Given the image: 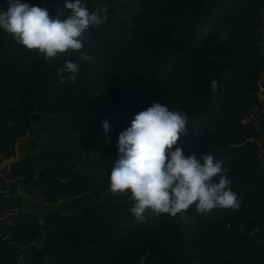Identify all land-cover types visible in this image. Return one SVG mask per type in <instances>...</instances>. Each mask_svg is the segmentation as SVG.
<instances>
[{
	"label": "trees",
	"instance_id": "trees-1",
	"mask_svg": "<svg viewBox=\"0 0 264 264\" xmlns=\"http://www.w3.org/2000/svg\"><path fill=\"white\" fill-rule=\"evenodd\" d=\"M20 2L54 15L65 0ZM82 2L108 5L109 18L82 37L92 60L75 82L57 73L78 53L45 61L0 29V163L21 155L7 180L52 207L29 208L17 184L0 201V214L22 211L0 226L28 247L21 264H264V136L251 122L264 110V0ZM157 101L189 117L173 150L195 147L230 169L239 209L138 221L130 193H111L119 134Z\"/></svg>",
	"mask_w": 264,
	"mask_h": 264
},
{
	"label": "clouds",
	"instance_id": "clouds-1",
	"mask_svg": "<svg viewBox=\"0 0 264 264\" xmlns=\"http://www.w3.org/2000/svg\"><path fill=\"white\" fill-rule=\"evenodd\" d=\"M7 10H0V29L30 53L50 61L64 53H78L76 60H66L58 69L61 83L75 82L80 62L92 57L81 51L82 37L90 26L99 29L109 18V6L97 5L89 11L82 0H65L63 8L50 15L46 8L6 0ZM65 10H70L65 15ZM223 39V35L220 37ZM212 91L219 88L211 81ZM99 94V93H98ZM103 134L110 124L102 121ZM189 117L182 110H170L159 101L135 115L130 127L118 136V159L109 175L110 191L130 193L134 202L130 211L138 221L151 210L156 215L180 216L189 221L188 210L194 206L197 215L213 209H239L240 200L231 188L230 169L211 153L189 155L175 147L181 135L187 134ZM110 142V140L108 141Z\"/></svg>",
	"mask_w": 264,
	"mask_h": 264
},
{
	"label": "water",
	"instance_id": "water-1",
	"mask_svg": "<svg viewBox=\"0 0 264 264\" xmlns=\"http://www.w3.org/2000/svg\"><path fill=\"white\" fill-rule=\"evenodd\" d=\"M251 122L257 123L260 132L264 136V110L257 111L255 116L251 119ZM264 147V143L262 144ZM19 160L21 155H19ZM19 160H8L0 163V201L3 198H8L11 196L14 186L17 184V193L20 198L31 199V194L27 193L25 190V185L21 179L7 180L11 165ZM4 183L8 186L7 189L4 188ZM15 216L11 213L5 217L0 218V226L8 224L11 219ZM28 250V247L22 245H17L11 242L8 237H4L0 232V264H21L24 254Z\"/></svg>",
	"mask_w": 264,
	"mask_h": 264
},
{
	"label": "rangeland",
	"instance_id": "rangeland-1",
	"mask_svg": "<svg viewBox=\"0 0 264 264\" xmlns=\"http://www.w3.org/2000/svg\"><path fill=\"white\" fill-rule=\"evenodd\" d=\"M31 199H24L29 208H37L40 212H44L48 209H52L50 205H47L42 199H39L38 195H31Z\"/></svg>",
	"mask_w": 264,
	"mask_h": 264
},
{
	"label": "built area",
	"instance_id": "built-area-1",
	"mask_svg": "<svg viewBox=\"0 0 264 264\" xmlns=\"http://www.w3.org/2000/svg\"><path fill=\"white\" fill-rule=\"evenodd\" d=\"M260 88H261V91H260V94H259V100L264 102V84L261 83L260 85ZM39 199H42L41 196H39ZM27 209H25L24 211H26ZM19 212H22L20 209L18 208H14V209H10V210H6L3 214H0V218L2 217H5L11 213H14V214H17Z\"/></svg>",
	"mask_w": 264,
	"mask_h": 264
}]
</instances>
